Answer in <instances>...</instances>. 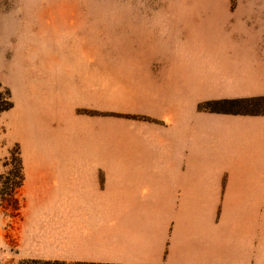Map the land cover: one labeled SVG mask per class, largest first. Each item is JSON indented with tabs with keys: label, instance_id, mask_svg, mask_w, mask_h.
I'll list each match as a JSON object with an SVG mask.
<instances>
[{
	"label": "crops",
	"instance_id": "1",
	"mask_svg": "<svg viewBox=\"0 0 264 264\" xmlns=\"http://www.w3.org/2000/svg\"><path fill=\"white\" fill-rule=\"evenodd\" d=\"M206 17L161 31L181 43L164 56L161 76L160 89L171 92L170 125L140 132L129 166L28 169L24 206L10 229L17 258L256 264L253 171L264 166V115L209 114L195 105L227 93L264 96V31L248 25L252 15H237L242 24L230 13ZM86 128L74 138L83 158L92 155Z\"/></svg>",
	"mask_w": 264,
	"mask_h": 264
},
{
	"label": "rangeland",
	"instance_id": "2",
	"mask_svg": "<svg viewBox=\"0 0 264 264\" xmlns=\"http://www.w3.org/2000/svg\"><path fill=\"white\" fill-rule=\"evenodd\" d=\"M227 13L234 24L252 15L248 25L264 31V0H0V264H43L17 258L10 238L28 169L129 166L139 133L170 125L161 76L164 56L181 43L161 31ZM195 109L264 115V96H211ZM84 125L90 157L74 138L58 148L56 132ZM253 250V263L264 264V166L253 171Z\"/></svg>",
	"mask_w": 264,
	"mask_h": 264
},
{
	"label": "bare ground",
	"instance_id": "3",
	"mask_svg": "<svg viewBox=\"0 0 264 264\" xmlns=\"http://www.w3.org/2000/svg\"><path fill=\"white\" fill-rule=\"evenodd\" d=\"M77 132H79L78 129H75L73 131L69 130V131H67L65 133H62L61 131L56 132L55 139L58 142V145H57L58 148H60L62 146L63 138H75Z\"/></svg>",
	"mask_w": 264,
	"mask_h": 264
},
{
	"label": "trees",
	"instance_id": "4",
	"mask_svg": "<svg viewBox=\"0 0 264 264\" xmlns=\"http://www.w3.org/2000/svg\"><path fill=\"white\" fill-rule=\"evenodd\" d=\"M18 166L20 165V162H18ZM26 262V261H25ZM27 262H32V263H43V264H69V263H65V262H60V261H49V260H37V259H30ZM24 263V262H23ZM72 264V263H71ZM73 264H88V263H80V262H75Z\"/></svg>",
	"mask_w": 264,
	"mask_h": 264
}]
</instances>
